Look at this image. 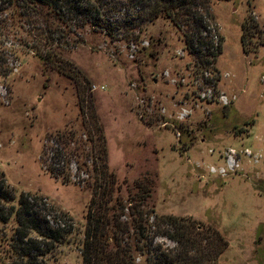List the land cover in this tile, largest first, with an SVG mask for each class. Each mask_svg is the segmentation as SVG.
<instances>
[{"label": "rangeland", "instance_id": "obj_1", "mask_svg": "<svg viewBox=\"0 0 264 264\" xmlns=\"http://www.w3.org/2000/svg\"><path fill=\"white\" fill-rule=\"evenodd\" d=\"M5 7L0 53L12 72L0 80V182L14 206L21 194L28 197L62 235L41 240L50 252L37 264H82L91 195L85 187L95 181L79 180L87 178L81 168L91 166L103 147L96 122L117 180L108 192L114 199L118 190L122 201L117 214L127 231L119 236L126 243L153 241L179 256L177 264H264V0L211 5L214 48L220 42L213 58L189 53L164 19L143 25L138 47L120 35L79 29L72 38L83 44L64 51L76 68V87L21 49L25 34ZM250 20L260 33L245 49L242 25ZM149 39L155 58L142 53ZM16 51L25 54L19 59ZM1 85L11 86V93ZM105 181L96 183L99 195ZM11 204L0 201V212ZM166 216L181 219L191 245L182 248L162 235L171 229ZM9 221L0 222V264L20 262L11 257L16 225L12 216Z\"/></svg>", "mask_w": 264, "mask_h": 264}, {"label": "trees", "instance_id": "obj_2", "mask_svg": "<svg viewBox=\"0 0 264 264\" xmlns=\"http://www.w3.org/2000/svg\"><path fill=\"white\" fill-rule=\"evenodd\" d=\"M216 1L223 0H0V5L5 4V8L13 10L9 20L17 30L25 34L19 44L21 49L26 53H32L47 69L57 70L72 80L76 87V68L64 56V51L83 44L79 38L74 40L72 38V34H76L77 30L88 26L103 31L113 39L120 35L128 45L138 47L143 41L141 36L144 31L143 25L164 19L178 30L189 53L195 57L213 58L220 50V42L217 43V48H214V36L209 27V21L214 18L209 9ZM25 26L27 29L22 30ZM257 28V24L252 20L242 25L241 43L245 49L248 45H256L253 33H260ZM4 29L0 23V38ZM153 45L154 41L149 39V46L143 47L142 53L149 58L157 57ZM15 53L19 59L20 55L25 54H17V51ZM11 72L7 59L1 57L0 53V80L7 78ZM1 86L7 93H11V86ZM223 109L228 110L230 106H224ZM96 125L103 147L91 166L85 164V168H81V172L87 178L79 180V184L87 183L89 181L87 179L95 181V185L91 184L92 188L85 187L91 195L85 214L87 223L84 239L81 243L82 264H137L138 257L144 259V264L179 263L181 261L179 256L154 246L153 241L142 245L130 244L124 241L123 236H119L121 232L127 231L126 223L122 222L121 215L117 214L122 209V201L116 196L118 190L114 193V199L109 197L111 193L108 190L114 184L116 187L117 180L108 166L104 129L99 122H96ZM177 126L181 136L184 135L185 130L179 128V124ZM185 136L187 138V135ZM190 146L187 144L186 148ZM69 177L68 174L66 182L70 181ZM101 177L106 181L103 192L99 195L98 189L102 186L96 183L98 184ZM14 200L15 197L0 182V201L12 203L7 213L0 212V222L8 223L12 216L16 225L9 242L11 257L16 256L20 260V262L16 260L14 264L24 262L37 264L38 260L50 252L43 249L44 242L41 240H59L62 239V235H59L57 228L50 225L45 216L33 208L28 197L21 194L17 198V206L13 205ZM163 219L173 230L163 231L162 235L180 244L182 248L191 245L192 239L185 231L181 232L184 225L181 219L174 216H166ZM146 221L148 222V219ZM136 225L142 228L141 224ZM32 233L37 234L39 238L33 239Z\"/></svg>", "mask_w": 264, "mask_h": 264}, {"label": "built area", "instance_id": "obj_3", "mask_svg": "<svg viewBox=\"0 0 264 264\" xmlns=\"http://www.w3.org/2000/svg\"><path fill=\"white\" fill-rule=\"evenodd\" d=\"M263 80H264V78H263ZM224 104H225V106H228V105H230V102L227 100V98L226 97H224ZM231 161V164H229V162ZM229 162H228V166H229V168L230 167H234L236 164L234 163V160L233 159H230L229 160ZM234 163V164H233Z\"/></svg>", "mask_w": 264, "mask_h": 264}]
</instances>
